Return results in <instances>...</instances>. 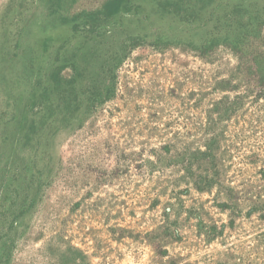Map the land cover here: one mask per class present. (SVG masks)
I'll return each instance as SVG.
<instances>
[{
  "label": "rangeland",
  "instance_id": "rangeland-1",
  "mask_svg": "<svg viewBox=\"0 0 264 264\" xmlns=\"http://www.w3.org/2000/svg\"><path fill=\"white\" fill-rule=\"evenodd\" d=\"M0 264H264V0H0Z\"/></svg>",
  "mask_w": 264,
  "mask_h": 264
}]
</instances>
